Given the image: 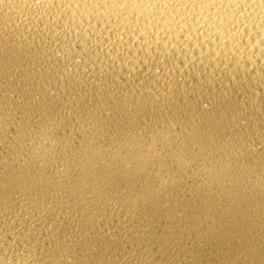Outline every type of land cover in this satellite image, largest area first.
I'll list each match as a JSON object with an SVG mask.
<instances>
[{"label": "bare ground", "instance_id": "6f19581e", "mask_svg": "<svg viewBox=\"0 0 264 264\" xmlns=\"http://www.w3.org/2000/svg\"><path fill=\"white\" fill-rule=\"evenodd\" d=\"M239 2L0 0V114L8 98L5 91L11 94L8 111L13 125L35 128L51 121L66 132L71 111V120L80 116L96 125L93 147L102 149L91 159L73 160L72 149L84 138L76 132L66 150L69 161L60 173L54 170L63 157L50 159L42 174L0 163V244L6 247L15 238L17 244L27 239L46 247L55 236L76 264H130L125 260L130 253L138 264H264V194H241L238 180L220 171L215 154L201 167L204 153L189 155L184 164L170 158L138 162L126 156V150L103 151L110 137L130 139L126 134L143 125L147 110L135 118L115 110L111 118L99 119L91 111L97 103L95 89L91 101L80 100L66 81L61 91L58 69L45 71L39 56L12 44L21 33L43 37L50 48L62 46L61 67L104 65L109 87L131 91L161 82L183 85L194 93L193 100L205 91L214 95L217 82L235 74L241 87L233 103L259 92L261 114H252L264 128V88L242 87L245 81L251 84L253 76L264 83V67H259L257 58L252 69L240 70L241 64L244 68L248 64L240 51L247 47V29L241 35L243 22L235 23L237 16L230 12L231 5ZM121 3L126 7H116ZM133 4L144 9L139 17ZM142 30L144 35H138ZM144 40L153 45L147 52L145 44L137 48ZM209 125L205 126L209 140L229 134L227 127L222 131ZM9 132L15 135L16 128L0 126V159Z\"/></svg>", "mask_w": 264, "mask_h": 264}, {"label": "clouds", "instance_id": "9594fccd", "mask_svg": "<svg viewBox=\"0 0 264 264\" xmlns=\"http://www.w3.org/2000/svg\"><path fill=\"white\" fill-rule=\"evenodd\" d=\"M153 6H148L149 10ZM116 7L125 8L126 5L121 3ZM131 9H135L137 17L144 11L135 4ZM230 12L237 16L235 23L243 22L244 27L240 29V34L243 35L244 28L247 29L245 37L247 47L241 48L240 51L241 59L248 61V64L247 68L241 64L240 70L247 72L252 69L257 58L261 61L259 67H264V0L247 2L240 0L239 3L231 5ZM131 14L129 10L128 15ZM138 35H144L143 30ZM7 40L5 37V47L9 46ZM21 40L22 43L19 42ZM136 40L137 37L134 36L133 41ZM233 43L238 44L239 41L230 42ZM12 44L16 48L26 49V54L39 56L47 66L45 71L48 68L58 69L57 79L60 81L61 91H64L66 81L80 100L87 97L91 101V94L95 89L97 103L93 105L91 111L99 119L111 118L115 115V110L131 114L133 118L147 110L148 118L144 119L141 116V119H144L143 125L134 133L126 134L130 139L121 137L117 140L114 136L110 137L111 143L103 151L118 154L126 150L124 154L138 162L146 163L154 159L164 161L170 158L177 162L183 161L184 164L188 163L186 157L189 155L196 157L204 153L200 159L201 167L208 156L215 154V162L221 165L220 171L238 180L237 187L241 194L248 193L250 196L264 194V128L260 127V121L254 119L252 114L253 111L261 114L262 106L258 102L260 93L257 92L256 97L245 94L234 104L235 93L241 87V82L237 80L235 74H232L229 80L217 82L213 88L214 95H209L205 91L193 100L194 93L183 85L176 87L175 84L165 85L161 82L159 86H146L139 90L133 88L131 91L109 87L105 82L108 68L104 65H89L88 68L80 66L77 70L68 64L61 67L65 59L62 55V46L54 44L50 48L48 41L43 37L33 35L30 38L28 34L21 33ZM140 44L146 45L143 49L145 52L153 47L147 40L140 41L137 48ZM195 46L194 44L193 47ZM205 49L207 50V45ZM245 51L247 55H243ZM76 63L79 65V58ZM124 67H129L126 61ZM259 67L256 75L260 74ZM5 76L10 79L7 77V68ZM252 85L264 88V83L258 82L255 76L251 79V84L245 81L242 87L250 88ZM5 96L8 98L0 114V126L6 130H9L10 125L16 128L15 135L9 132L11 138L5 137L6 146L0 159L5 168L19 164L25 171L31 168L42 174L50 159L63 157L54 174L62 172L64 165L69 161V152L66 150L71 149L76 132L81 133L84 138L80 140L78 148L72 149L73 160L80 157L91 159L92 156L101 154V147H93L99 131L95 124L87 123L80 116L73 121L70 118L72 112L69 111L68 122L64 125L67 128L66 132L60 124L51 121L41 122L35 128L31 125L21 126L19 122L13 125L12 116L8 111L11 94L5 91ZM209 121L211 125L221 127L222 131L227 127L229 134L217 141L207 139L205 126L209 125ZM63 123L62 120L61 124ZM58 131L63 134H58ZM99 139H103V136ZM112 145H115V148ZM37 245L39 244L27 239L17 244L15 238L8 242L6 247L0 244V264H76L74 258L69 256L66 246H63L55 236L48 239L46 247ZM133 256L134 254L130 253L125 260L130 261V264H138Z\"/></svg>", "mask_w": 264, "mask_h": 264}]
</instances>
